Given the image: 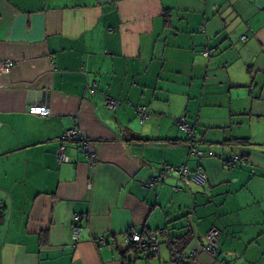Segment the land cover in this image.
<instances>
[{"label": "crops", "instance_id": "1", "mask_svg": "<svg viewBox=\"0 0 264 264\" xmlns=\"http://www.w3.org/2000/svg\"><path fill=\"white\" fill-rule=\"evenodd\" d=\"M7 58L0 264H172L162 229L196 250L186 264H264V0H0ZM34 104L50 114L30 113ZM137 105L153 112L144 122ZM74 122L93 164L79 140L60 138ZM237 152L246 161L228 164ZM183 165L204 170L206 185L176 172L148 185ZM213 224L211 256L201 247ZM132 230L158 231V254L138 253Z\"/></svg>", "mask_w": 264, "mask_h": 264}, {"label": "built area", "instance_id": "2", "mask_svg": "<svg viewBox=\"0 0 264 264\" xmlns=\"http://www.w3.org/2000/svg\"><path fill=\"white\" fill-rule=\"evenodd\" d=\"M241 40H245L246 36L241 35ZM204 53L207 54V49H204ZM13 65V61L10 58L0 60V73H8ZM89 90L92 91V86H89ZM118 105V101L113 97L105 98V106L109 109H113ZM30 113L47 116L50 114V108L45 104H34L28 108ZM135 111L140 116V120L143 121L147 116V109L143 105H139L135 108ZM177 124L180 129L187 132L192 138L193 134L191 132V127L185 122L183 118L178 119ZM62 140L66 139H76L80 141L81 150L87 155L88 160L93 164L95 163V157L93 152L90 150V141L87 140L83 135L77 124L74 122V125L70 128L64 130L61 135ZM64 147L61 145L57 149V158L59 161H66L67 157L64 155ZM197 156H202V151L198 148H193L191 151ZM232 165H235L237 162H244L241 153H235L232 156ZM168 172H176L181 177L185 185L190 183H195L199 186H204L207 181V175L202 169H195L193 171L189 170L187 166L183 165L182 167L168 166L166 170L161 171L156 177H153L148 185L153 186L162 179L163 174ZM80 215L76 214L74 216V221L71 228V237L73 240H77L80 235L81 226L78 224V219ZM159 232H163L165 236L166 243L171 247V254L173 259V264H186L187 256H194L197 254L195 249H191L188 255L182 250H178L174 245L175 240L167 235V233L162 229ZM158 231L144 230L142 232L129 231L128 239L129 243H132L141 251L144 255H156L158 254ZM221 235V230L216 225H211L203 235L204 243L201 247V250L208 254L214 255L217 252L218 242ZM99 242H103V238H98Z\"/></svg>", "mask_w": 264, "mask_h": 264}, {"label": "trees", "instance_id": "3", "mask_svg": "<svg viewBox=\"0 0 264 264\" xmlns=\"http://www.w3.org/2000/svg\"><path fill=\"white\" fill-rule=\"evenodd\" d=\"M165 15H168V14H166L165 13ZM246 40V39H245ZM244 40V41H245ZM241 41H243V40H241ZM204 49H207V51H208V53L207 54H205L204 53ZM213 51H214V48H211V47H208V46H204L203 48H202V50H201V54L204 56V57H206L207 59H211V57H212V53H213ZM137 106H139V105H137ZM137 106H135L134 107V111H135V108L137 107ZM144 106V105H143ZM146 107V106H145ZM146 109H147V116H146V118L143 120V121H141L140 120V116H139V114H137L138 115V117H139V120H140V122H144L146 119H147V117L150 115V114H152L153 112H152V110L151 109H148L147 107H146ZM136 112V111H135ZM137 113V112H136ZM184 120H185V118L184 117H182ZM178 119H180V118H178ZM178 119H177V121H178ZM185 122H186V120H185ZM187 123V122H186ZM188 124V123H187ZM178 125V124H177ZM189 125V124H188ZM190 126V125H189ZM191 127V126H190ZM64 132V131H63ZM191 132H192V127H191ZM192 134H193V132H192ZM189 135V134H188ZM190 137V136H189ZM61 138V137H60ZM189 140H191V142H192V144H193V146H192V149L193 148H198L197 146H196V143H197V141L195 140V137H194V134H193V137L191 138H189ZM233 140H235L238 144H240V145H245V144H249V142H248V139L247 138H235V139H233ZM199 149V148H198ZM202 151V150H201ZM237 153H239V152H237ZM202 154H203V151H202ZM212 153H211V151H208V155H211ZM235 154V153H234ZM233 154V155H234ZM232 155V156H233ZM242 155V158H244V162L246 161V158H247V156L246 155H243V154H241ZM232 156H231V158L229 159V161H228V164H230V165H232V161H231V159H232ZM168 167V166H167ZM167 167H163L162 169H161V171H164V170H166V168ZM166 172H168V171H166ZM165 172V173H166ZM153 178V177H152ZM182 180V179H181ZM206 185V184H205ZM204 185V186H205ZM199 186V185H198ZM204 186H199V187H204ZM162 234H163V232H161ZM160 233V234H161ZM164 235V234H163ZM159 236V232H158V234H157V237ZM172 238V237H171ZM174 240H175V242H174V245L177 247V249L178 250H182L184 247L182 246V244L180 243L181 241L178 239H175V238H173ZM158 242H159V240H158ZM165 242H166V240H165ZM167 244V243H166ZM133 247H134V249L138 252V253H140V254H142V255H144L141 251H139L138 249H137V247L135 246V245H133ZM167 247H168V249H169V252H170V257H171V263L173 264V259H172V254H171V247L167 244ZM145 256H149V255H145Z\"/></svg>", "mask_w": 264, "mask_h": 264}]
</instances>
